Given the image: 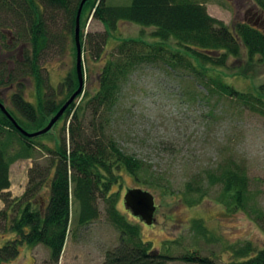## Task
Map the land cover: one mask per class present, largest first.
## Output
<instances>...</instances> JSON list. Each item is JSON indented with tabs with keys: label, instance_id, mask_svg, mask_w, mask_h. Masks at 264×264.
<instances>
[{
	"label": "trees",
	"instance_id": "1",
	"mask_svg": "<svg viewBox=\"0 0 264 264\" xmlns=\"http://www.w3.org/2000/svg\"><path fill=\"white\" fill-rule=\"evenodd\" d=\"M81 1L0 0V26L17 28L16 38L27 39L31 45L22 62L16 59V69L33 77L37 104L25 98L22 83L11 95L13 108L5 105L0 97V102L16 123L27 132L46 126L78 88L74 35ZM207 1L131 0L127 5L106 0L84 2L80 15V43L82 49L87 47L94 58L104 56L108 38L120 21L138 24L142 29L139 36L126 38L115 47L111 57L101 67L96 92L90 95L83 90L59 118L66 122L69 120L70 147L65 125L64 134L57 139L55 149H52L45 143L36 142L37 136L22 134L0 109V196L5 202V207L0 210V231L11 235L3 238L0 244V264L16 258L22 244L35 246L39 243L49 248L51 260L58 263L70 229L72 203H78L77 223L84 225L98 217L97 200L101 197L110 221L120 232L118 244L106 251L103 264H165L164 259L171 257L162 250L153 249L150 242L142 239L139 226L131 223L118 209V193L110 192L111 185L119 180V169L133 176L140 186L157 187L162 184L163 177L154 174L142 159L121 148L116 138L106 132L100 138H83L82 129L76 122L90 108L92 115L96 119L101 118L100 123L106 128L111 123L123 81L142 63L157 60L170 69L180 67L201 74L219 92L248 104L249 94L238 90L212 71L226 66L230 57L239 56L242 45L246 49L248 61L264 63V32L247 22H238L235 27H229L207 12ZM253 1L264 11V0ZM92 10V17L102 22L105 29L89 34L85 32L86 15ZM59 15L63 17L66 33L73 43L75 66L60 85L66 89L65 98L56 102L48 98L47 78L39 62L51 44L60 42L61 36L52 32L50 27V22L56 21ZM147 27L153 28L148 34L149 40H146L142 31ZM13 78L15 72L8 70L6 77L0 78V85ZM78 98L81 99L77 104ZM36 147L45 148L53 156L49 158L47 167H31L25 193L10 199V193L6 191L10 187V165L17 159L33 158ZM44 180L47 181L49 197L41 207L37 205L35 196L38 189L45 186ZM207 187L220 188L219 201L227 212L241 211L248 213L257 223L264 221L263 211L254 206L249 207L254 196L250 192L248 174L239 163L223 162L214 169L194 174L186 181L184 192L187 196L202 198L207 195ZM196 200L190 199L191 202ZM14 206L18 210L11 218L8 211ZM192 228L207 242L215 240L202 220L194 219ZM185 252L179 257L185 262L216 264L212 253L201 256L202 250L196 247ZM229 252L232 254L230 264H264V245L257 249L247 241L232 246Z\"/></svg>",
	"mask_w": 264,
	"mask_h": 264
},
{
	"label": "rangeland",
	"instance_id": "2",
	"mask_svg": "<svg viewBox=\"0 0 264 264\" xmlns=\"http://www.w3.org/2000/svg\"><path fill=\"white\" fill-rule=\"evenodd\" d=\"M114 1V4L127 5L131 0ZM206 7L210 15L231 28L238 22H247L264 32V11L253 0H209ZM92 14L93 10L86 15L85 32L103 31L104 25ZM50 27L61 39L47 48L39 63L47 78L49 100L59 102L66 96V89L60 87L61 82L75 66V58L63 17L57 16L56 21L50 22ZM141 29L138 24L120 21L116 30L111 32L105 54L100 59L92 57L87 47L82 49L83 90L90 95L96 92L102 65L119 42L139 36ZM152 29L142 30L146 40H149ZM17 34V28L0 26V78L6 77L8 70L15 72V78L0 85V97L11 108V95L19 88V83L23 84L25 98L37 104L33 77L16 69V59L22 62L25 52L31 49L30 42L18 40ZM212 72L249 94V103L245 105L219 92L201 74L180 67L170 69L157 60L142 63L123 81L111 123L106 128L101 125V118L92 115L90 108L76 122L82 129L83 138H100L106 132L116 138L121 148L142 159L154 174L163 177L162 184L157 187L140 186L133 176L119 169V180L111 185L110 192L118 193V209L131 223L139 226L142 239L150 242L153 249L171 256L164 259L165 264H197L179 258L187 253L186 249L194 247L202 250L201 256L212 253L216 264H230L232 254L229 249L232 246L247 241L257 249L264 245V221L257 223L248 213L241 211L227 212L219 201V187H207V195L202 198L187 196L184 192L186 181L194 174L214 169L223 162L239 163L248 174L250 192L254 196L249 207L264 212V63L248 61L242 45L239 56L230 57L226 66L214 68ZM80 99L76 100L77 104ZM65 122L64 119L57 121L48 134L37 136L35 141L55 149V142L64 134L65 125L70 147V123L69 120ZM52 156L45 148L36 147L33 158L11 163L10 187L6 190L10 193L9 198L22 196L29 183L30 168L47 167ZM44 184L35 196L41 207L49 197L47 181ZM134 187L146 189L154 195L157 207L151 224L133 216L124 206L126 190ZM192 198H196V202H191ZM25 201L26 197L23 198ZM4 207L5 202L0 196V210ZM97 207L98 217L79 225L78 203H72L70 229L58 263L51 260L49 248L39 243L35 246L22 244L18 256L4 264H103L106 251L118 244L120 232L110 221L102 197L98 198ZM17 210L18 207L14 206L8 211L11 218ZM194 219L203 221L214 241L207 242L193 231ZM2 232L0 244L3 236H11Z\"/></svg>",
	"mask_w": 264,
	"mask_h": 264
},
{
	"label": "water",
	"instance_id": "3",
	"mask_svg": "<svg viewBox=\"0 0 264 264\" xmlns=\"http://www.w3.org/2000/svg\"><path fill=\"white\" fill-rule=\"evenodd\" d=\"M85 1L86 0H82L78 8V12L76 15L75 35H74L75 45H76V72L79 81L78 88L71 94V96L59 108V110L50 118L46 126L34 132H27L26 130L22 129L16 123V121L13 119L10 113L7 111L5 105L0 102V109L14 122L15 126L25 136L34 137L44 134L48 130H50L53 127V125L59 120V118L63 115L66 108L83 91L84 75L82 70V47L80 43V15L82 11V6ZM123 199H124L125 208L128 209L134 216L139 217L146 224H151L154 222L155 220L154 214L157 206L155 204L154 195L150 191L140 187L129 188L126 190Z\"/></svg>",
	"mask_w": 264,
	"mask_h": 264
},
{
	"label": "crops",
	"instance_id": "4",
	"mask_svg": "<svg viewBox=\"0 0 264 264\" xmlns=\"http://www.w3.org/2000/svg\"><path fill=\"white\" fill-rule=\"evenodd\" d=\"M112 1H113V3L115 2L114 0H112ZM116 2H118V1H116ZM0 238H1V235H0ZM3 238H5V236H3ZM3 238H2V239H3Z\"/></svg>",
	"mask_w": 264,
	"mask_h": 264
}]
</instances>
